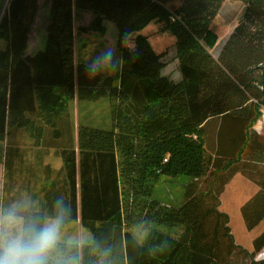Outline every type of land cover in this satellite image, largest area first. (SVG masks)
<instances>
[{
	"label": "trees",
	"instance_id": "1",
	"mask_svg": "<svg viewBox=\"0 0 264 264\" xmlns=\"http://www.w3.org/2000/svg\"><path fill=\"white\" fill-rule=\"evenodd\" d=\"M226 1L244 5L243 18L211 52V24ZM94 17L79 32H117L126 63L119 84L88 79L74 62V11ZM37 0H8L0 19V143L13 130L34 146L61 140L70 102L108 98L111 128L79 124L77 150L58 148L62 169L47 205L26 208L42 217L63 198L70 222L80 220L89 244L61 243L76 264H264V231L252 251L238 244L220 211L225 187L240 175L258 191L241 207L247 231L264 221V133L253 123L264 111V0H50L43 50L26 55ZM164 24L175 38L180 80L162 74L163 57L141 31ZM129 34L131 44L121 46ZM127 41V42H128ZM135 48L139 56L129 53ZM186 176L179 207L152 198L160 177ZM134 226L148 230L141 242ZM153 226L178 228L177 236ZM71 245V247H68ZM165 250L150 255L154 246Z\"/></svg>",
	"mask_w": 264,
	"mask_h": 264
},
{
	"label": "rangeland",
	"instance_id": "2",
	"mask_svg": "<svg viewBox=\"0 0 264 264\" xmlns=\"http://www.w3.org/2000/svg\"><path fill=\"white\" fill-rule=\"evenodd\" d=\"M37 2L38 12L30 34V46L26 51V55L31 56L44 49L46 28L49 23L50 0H37ZM5 4L6 0H0V17L4 13ZM243 14L244 7L241 3L236 4L235 2H230L223 6L220 15L216 17L210 27L213 34L216 36V39L211 41V44L208 42L211 52H216L217 47L224 40L223 38L230 34L236 23L243 18ZM93 17L94 15L89 11L75 10V29L77 33L75 36L76 57L78 62L85 64L95 51L105 45L116 47L117 42L116 29L114 25L108 21L103 22V27L105 29L104 33L90 31L87 36L84 33L79 32V28H87L90 26ZM141 34L147 37L149 44L157 54L164 56L163 62L165 67L163 68V71L171 79L177 80L179 77V66L174 47V36L165 29L163 23L158 21L148 24L141 31ZM130 42L131 39L127 42V45H130ZM0 47H3L2 42H0ZM107 76L113 78L114 86L119 84L120 73ZM79 124L105 130L110 129L111 117L110 102L108 98H102L92 102H78L77 99L72 100L67 113L63 116L60 123L62 131L61 140H52L50 136H47L44 143L48 145L54 143L59 146H64V144L68 145L69 142L74 143L75 131ZM252 127L256 131L264 133V111L261 112ZM25 136V134L20 133V136L16 137L18 139L16 142L21 143L23 139H26ZM189 181V178L183 175L174 178L160 177V179L154 184L152 198L165 205L179 207L184 201L185 186ZM247 185L246 180L240 175H237L221 196L219 208L220 211L225 213L229 218V226L236 244L247 251H252L253 240L262 230H264V223H262L255 231L249 232L246 230L241 216V207L245 204L244 195L248 190ZM153 227L173 236H177L181 232L178 228L170 229L160 226ZM131 232L142 242L148 230L143 226H134L131 228ZM262 257H264V251H262L257 259Z\"/></svg>",
	"mask_w": 264,
	"mask_h": 264
},
{
	"label": "clouds",
	"instance_id": "3",
	"mask_svg": "<svg viewBox=\"0 0 264 264\" xmlns=\"http://www.w3.org/2000/svg\"><path fill=\"white\" fill-rule=\"evenodd\" d=\"M128 39L129 34L125 33L121 38L122 47H127ZM128 51L133 59L139 56L135 48ZM125 63L116 47L105 45L88 58L85 74L90 80L116 75L122 73ZM70 215L71 208L63 198L54 201L46 217L27 211L24 205H10L0 212V264H76L75 258L60 255L62 230ZM164 250V247L154 246L150 255Z\"/></svg>",
	"mask_w": 264,
	"mask_h": 264
},
{
	"label": "crops",
	"instance_id": "4",
	"mask_svg": "<svg viewBox=\"0 0 264 264\" xmlns=\"http://www.w3.org/2000/svg\"><path fill=\"white\" fill-rule=\"evenodd\" d=\"M229 3L230 1H226L224 6ZM242 6L244 7V5ZM219 15L220 13L218 16ZM73 29V52L74 62L76 64L78 61L75 47V36L77 34L75 29V11ZM84 34L88 36V33ZM226 37L223 39H226ZM29 43L30 35L28 48L30 46ZM163 70L162 74L168 76ZM180 78L179 73L178 79L172 80L178 82ZM20 133L22 132L13 130L10 136L11 139L9 138L10 140L7 139L3 143H0V212L14 203L33 209H40L41 205H47L48 207L47 193L49 192L51 182L55 180L57 172H59L63 166L62 159L58 155V148L74 147L77 150V129L75 131L74 143L69 142L68 145L64 144V146H59L54 143L52 145L42 143L39 146H34L27 136H25L26 139H23L21 143L16 142L18 141L16 137H19ZM258 133L262 134L260 132ZM236 176L225 187V190L231 185ZM242 178L245 179L244 177ZM245 180L248 184L247 193L244 195L246 203L258 191V188L247 179ZM262 223H264V221H262L253 231L259 228ZM259 235L260 234L257 236ZM90 242L91 234L87 229L82 227L79 219L64 226L61 243L77 244L78 246H81L82 244H89ZM260 259H264V257Z\"/></svg>",
	"mask_w": 264,
	"mask_h": 264
},
{
	"label": "water",
	"instance_id": "5",
	"mask_svg": "<svg viewBox=\"0 0 264 264\" xmlns=\"http://www.w3.org/2000/svg\"><path fill=\"white\" fill-rule=\"evenodd\" d=\"M7 3H8V0H6V4H5V7H4V10H5V8H6ZM2 15H3V14H2ZM1 17H2V16H1ZM1 17H0V19H1Z\"/></svg>",
	"mask_w": 264,
	"mask_h": 264
}]
</instances>
